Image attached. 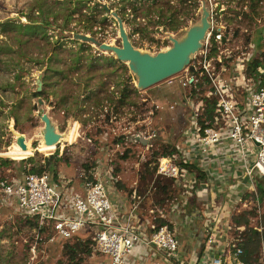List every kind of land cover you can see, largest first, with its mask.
Here are the masks:
<instances>
[{"label": "rangeland", "instance_id": "1", "mask_svg": "<svg viewBox=\"0 0 264 264\" xmlns=\"http://www.w3.org/2000/svg\"><path fill=\"white\" fill-rule=\"evenodd\" d=\"M149 1L127 0L123 10L120 0H0V159L12 161L8 166L0 165V178L16 179L32 167L46 165L49 159L54 175L76 180L81 171H89L96 161L108 160L118 177L116 189L124 198H129L133 190L148 199L152 196L162 204L164 212L168 200L170 203L184 191L171 186L170 192H161L156 181L161 186L169 181L153 173L158 158L170 151V144L183 139L182 129L189 124L191 114L185 97L190 96L191 89L180 86V81L205 51L204 45L211 44V29H221L229 37L228 42L219 46L220 58L225 50L240 55L248 45L254 49L255 43L260 45L264 36V0L256 3L254 12L248 0H196L198 7L191 12L194 19L181 16L184 25L176 32L156 26L155 15L148 16L149 20L145 18L143 8ZM170 5L177 8V0H171ZM120 26L135 49L151 54L171 47L173 40L182 42L193 29L208 28L200 48L181 72L141 89L127 63L98 45L75 39L77 35H88L98 43L120 47ZM140 28L145 31L139 33ZM39 76L42 86L37 92ZM125 88L136 89L137 93L126 92L129 99L119 105L121 90ZM39 93L41 96H36ZM203 94L197 92L195 96ZM170 106L174 108L171 110ZM38 113L49 116L56 133L64 134L71 128L67 142L42 149L39 142L44 125ZM152 134L156 137L148 142L150 147L136 140ZM19 135L30 144L27 153L10 150ZM238 164L233 165L237 167L233 170L238 174L236 178L248 186L249 180L242 179L243 170ZM253 180L264 184L256 175ZM236 181L233 179L234 187L230 189L238 187ZM248 187L243 195L239 194L241 201L233 200L239 212L232 218L239 215L248 221V229L259 232L254 264H264V196L258 193L256 185ZM225 188L227 184L221 191ZM229 232L232 239L243 238L244 228L239 231L233 227ZM47 237L48 233H44L35 241L32 220L14 206L0 202V264H67L65 244L49 243ZM87 256L80 253L77 258L86 264ZM148 262L154 264L157 260Z\"/></svg>", "mask_w": 264, "mask_h": 264}, {"label": "built area", "instance_id": "2", "mask_svg": "<svg viewBox=\"0 0 264 264\" xmlns=\"http://www.w3.org/2000/svg\"><path fill=\"white\" fill-rule=\"evenodd\" d=\"M208 39L211 44L204 45L206 52L202 51L197 62L190 67L198 70L199 77L204 79L203 99L215 102L214 118L208 116L203 100L192 101L190 96H186L191 115L189 124L182 129L183 139L170 144V150L174 152L159 157L155 171L157 176L170 181L174 188L183 189V197L192 199L197 198L205 187L202 189V184L189 178L190 172L183 165L198 160L207 167L220 144L227 143L228 163L234 165L239 162L238 166L243 170L242 179L249 180L248 186L256 185L257 188L254 175L264 180V85L261 77L246 75V64L256 51L248 45L240 55L225 50L220 58L219 46L228 42L229 37L221 29H211ZM262 41L264 45V36ZM213 47L216 50L214 55L211 54ZM225 61H229V66ZM262 62L264 64V59ZM190 67L180 85L199 92L196 88L198 79L190 75ZM257 71L264 75V69L257 68ZM155 137L152 134L142 140L145 139L150 147L148 142ZM215 178L226 182L223 175ZM233 179H237V185L242 184L236 175ZM117 182L118 177L110 161L98 160L89 171H81L76 180L48 172L22 174L13 180L0 178V202L3 206H14L32 220L36 230L35 241L44 233H48L46 240L49 243L71 244L78 240L84 244L90 241L86 264H149L148 260L153 259L158 262L154 264H161L159 261L180 263L175 234L168 225L156 224L158 219H162L161 214L151 207L150 218L145 217L148 222L143 229L139 223L144 219L145 197L133 191L129 195L128 209L123 210V205L113 200ZM179 196L170 203L168 200L171 212H179ZM237 230H242V227ZM213 240L212 237L208 239L200 256L202 264H245L240 260L242 250L237 243L240 239L232 240L226 256H211Z\"/></svg>", "mask_w": 264, "mask_h": 264}, {"label": "crops", "instance_id": "3", "mask_svg": "<svg viewBox=\"0 0 264 264\" xmlns=\"http://www.w3.org/2000/svg\"><path fill=\"white\" fill-rule=\"evenodd\" d=\"M227 151V143L218 145L216 147V153L208 161L207 167H203V163L198 160L190 161L193 165L195 164L197 169H200L201 172H203V179H199L197 175H195V171L189 173V178L195 179L196 182L202 184V189L206 187L205 189L208 190L206 193H202L201 195L198 194L197 198L195 197L193 199L183 197L179 194V212H171L168 205L167 210L163 212L160 207L162 204H159L158 200H155L152 196L149 199L142 196L145 197L143 199L144 201L146 200V203L145 207H143L145 212L142 214V218L144 219H141L139 225L145 229L144 224L148 222L145 217L150 218V208L153 207L155 208L154 212H159L162 216V220L170 225V230L175 234L179 243L178 254L180 263L173 261L170 263L159 261V263L202 264L200 256L203 254L204 249L206 248V243L210 237L214 239L211 244V256L228 255L230 250L229 245L233 240L230 237L229 231L232 230L231 228L236 227L233 223L232 217L235 214H238L236 212H239V207L234 205V201L241 198V195H243L242 192L244 189L246 190L248 186L241 184L238 185L237 188L235 187L236 189H230L231 186L234 187V185H232L233 176L235 177V175L238 174L233 171L237 167L228 163V158L226 156ZM224 161L226 162L225 164H223ZM213 174L215 176L223 175L226 182L218 180L215 176H212ZM203 181H205L206 184H203ZM226 184L227 188H225L224 191H221L222 186H226ZM218 185L221 186V189L216 188ZM172 188L174 187L172 186ZM128 199L129 198H124L118 191L113 197L114 202L123 205L121 207L123 210H126L129 207ZM228 227H230V229H228Z\"/></svg>", "mask_w": 264, "mask_h": 264}, {"label": "trees", "instance_id": "4", "mask_svg": "<svg viewBox=\"0 0 264 264\" xmlns=\"http://www.w3.org/2000/svg\"><path fill=\"white\" fill-rule=\"evenodd\" d=\"M121 1V7L123 10H125V5L123 3H127V0H120ZM170 1L171 0H150L149 2H147L146 5L147 7L143 8L145 11V18H148V16L151 15H155L156 16V21H154V24L156 26H165L167 27L171 32H176L178 31L180 28L183 27L184 25V19L182 20V17L185 18H189V19H194V15L191 13L193 12L194 9H196L197 6V2L196 0H177L178 3V7H172L170 5ZM249 1V8L252 12H254L255 8H256V3L260 2V0H248ZM143 11V12H144ZM124 13V12H123ZM25 28H29V27H25ZM145 29H146V25H145ZM144 28H140L139 29V33H143L145 31ZM258 31H260V29H258ZM257 33V31H256ZM255 45V54L251 57L250 61L246 64V75H255L258 77H261L262 79V84L264 85V75H260L257 71V68H262L264 69V64H263V59H264V45H263V41H262V36H261V44H254ZM263 45V46H262ZM212 55L216 54V50L213 47L212 50ZM226 65L229 66V61H225ZM199 71L195 70L194 68L190 67V75L194 78V79H198L197 83H196V88L199 89L201 93H203V90L205 88V85L203 83V78L199 77ZM193 85V84H191ZM181 86V85H180ZM128 88H125L124 90H121V97L119 99L118 104L119 105H123L125 104V102H127L126 100L129 99V94H126V92H128ZM133 94L137 93L136 89H133L132 91H129ZM197 94V90L195 89H191L190 92V97L192 99H194ZM200 94V93H198ZM36 96H41V94H36ZM196 99L198 100H203V105L208 113V116L212 117V119L214 118V100H210V99H203V96L199 95L196 97ZM109 101H111V99L108 98ZM132 105H136V103L133 101ZM172 152H174V150H170V151H165L163 152L162 156L166 157L172 154ZM14 159V157H11ZM23 161V160H22ZM28 162L32 161V159H27ZM47 163L44 166L41 167H32L27 171H24L23 174H27V173H37V174H41L43 172H49L51 174H56V172L54 171V165L51 164L49 161V159L46 160ZM12 163V161L8 160V159H0V165L1 166H8ZM184 169H187L189 172H194L195 171V175H197V177L199 179H203V172H201L200 169H197L195 164L193 165L192 163L190 164H184L183 165ZM156 168L154 169L155 173ZM156 186L157 188L163 192H170V188L172 183L169 181L164 185H160L161 182L160 181H156ZM159 185V186H158ZM257 191L261 196H264V184H257ZM170 198V197H169ZM236 219L232 218L233 223L235 224V226L237 228L243 227L244 228V232H243V238L241 236H239L237 239H240L238 243V246L241 248L242 250V254L240 255V260L242 262H244L245 264H254L257 259L256 256L258 255V251H259V238H260V234L258 231L253 230V229H248V221L243 219V218H239V215ZM157 226H162V225H168V227L170 226L167 222L163 221L162 219H158L156 221ZM170 228V227H169ZM243 239V240H242ZM65 246L64 248V252L66 254H68V263L67 264H81L82 259L79 257L77 258V255L80 253H86L89 254L90 253V241H88L87 243H81L78 240H76L75 242L68 244V243H64ZM77 258V259H76Z\"/></svg>", "mask_w": 264, "mask_h": 264}, {"label": "water", "instance_id": "5", "mask_svg": "<svg viewBox=\"0 0 264 264\" xmlns=\"http://www.w3.org/2000/svg\"><path fill=\"white\" fill-rule=\"evenodd\" d=\"M207 28L204 26L202 29H193L182 42L173 40L171 49L165 53H157L154 57L141 55L131 45L125 30L121 26L119 30L120 47L98 43L95 38L88 35H77L75 39L87 44L98 45L102 50L112 53L119 61L127 63L130 71L137 76V87L146 89L181 72L184 66L188 64L189 56L200 48V41L204 40ZM41 86L42 81L41 76H39L37 92H40ZM38 103L41 105V100ZM37 115L44 125L42 131L44 144L51 146L57 143L60 134L56 133L49 116L45 113H38ZM138 141L146 144V141L141 139ZM15 144L23 151L26 150L25 138L22 135L16 138Z\"/></svg>", "mask_w": 264, "mask_h": 264}, {"label": "bare ground", "instance_id": "6", "mask_svg": "<svg viewBox=\"0 0 264 264\" xmlns=\"http://www.w3.org/2000/svg\"><path fill=\"white\" fill-rule=\"evenodd\" d=\"M171 47H173V45L171 46ZM171 47H168L166 50H163V51H159L158 53H165L166 51H168L169 49H171ZM139 51V53L141 54V55H148V56H151V57H154L156 54H151V53H149V52H147V51H140V50H138ZM190 57V56H189ZM70 131H71V128L66 132V133H64V134H60V133H58V134H60V138H59V141L57 142V143H55V144H53V145H51V146H46L45 144H44V141H43V139H41L40 140V142H39V144H40V146H41V148L42 149H53L54 148V146L55 145H57L58 143H62V142H67L66 140H67V138H68V136H69V134H70ZM42 134V133H41ZM15 135H17V134H15ZM69 140V139H68ZM25 145H26V150H22V149H20L16 144H15V142L11 145V147H10V150L12 151V152H14V153H27L28 151H29V142H27V141H25Z\"/></svg>", "mask_w": 264, "mask_h": 264}]
</instances>
